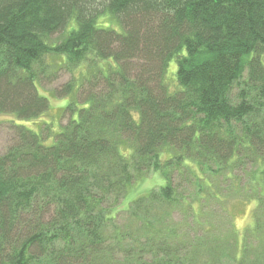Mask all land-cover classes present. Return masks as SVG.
<instances>
[{
	"label": "trees",
	"instance_id": "16d2710c",
	"mask_svg": "<svg viewBox=\"0 0 264 264\" xmlns=\"http://www.w3.org/2000/svg\"><path fill=\"white\" fill-rule=\"evenodd\" d=\"M63 71L53 144L7 121L0 264H199L206 201L264 188V0H0V115H44L38 87ZM151 172L164 183L121 208ZM233 235L209 250L264 264Z\"/></svg>",
	"mask_w": 264,
	"mask_h": 264
},
{
	"label": "rangeland",
	"instance_id": "374dc122",
	"mask_svg": "<svg viewBox=\"0 0 264 264\" xmlns=\"http://www.w3.org/2000/svg\"><path fill=\"white\" fill-rule=\"evenodd\" d=\"M115 22V19L106 16L101 19V23L105 25L112 24L117 26V23ZM115 29L117 30V28ZM118 31L120 30L118 29ZM52 37V39L58 41L60 40L61 35L56 34ZM83 69H85V67ZM175 70L176 60L173 59L170 62V67L167 72V81L171 84L173 89L177 88L175 85V78H177ZM79 71L80 69L75 70V75H77L76 77L81 75ZM71 75L72 73L63 71L59 74V77L56 80H53L52 82L43 81L39 85L38 88L40 93L47 96L50 100V108L44 115L36 119H21L13 114L0 115V152H2L7 144L11 142V132H9V123L7 122L11 119L38 133L43 130L45 144L50 145L55 142V134L61 131L63 125L67 121V117H63V107L66 106L71 97L57 96L55 89L60 88V86L70 80ZM1 122L4 123L1 124ZM51 127L54 131L49 130ZM162 183H164L162 174L159 172H151L147 178L137 183L139 187L136 191H129V195L123 201L121 208H126L129 204V199L133 198L134 195H137L138 192H145L146 190ZM244 184H246L243 186L244 190L239 196L236 195V192L229 190V193L226 194L227 199H224L223 201H216L212 199L210 201H206L207 208L203 218L205 220H209V224H212L213 226L211 227L212 233L204 236V238H207L208 242L203 240L202 244H200L202 245L200 249H203V251L196 256V260L199 264H201L203 260L207 261V259L211 261L214 260V264H237V262L231 257H223L219 255V252L215 255L212 250H209L211 246H214L215 239H218L220 240V243H224L225 247H229L232 252V244L230 242L227 243V240L232 239V234H234L233 238H237V247H235V251L238 256H241L243 246L245 242L247 243V241L252 249V252L249 253V260L256 261V259L263 253L264 188L260 186L261 183L258 181L255 184H251L248 177L244 179ZM221 190L225 192V189ZM196 207L198 208V204H196ZM173 219H176L177 222L185 228L182 233L183 235H186L189 238L187 240H190L193 244V239L190 237H192L194 230L191 229L192 226L187 220L185 211L180 210L176 212ZM222 246H220L219 249H221Z\"/></svg>",
	"mask_w": 264,
	"mask_h": 264
}]
</instances>
